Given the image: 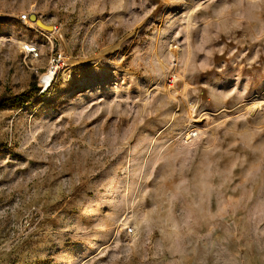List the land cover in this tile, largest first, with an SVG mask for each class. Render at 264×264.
Masks as SVG:
<instances>
[{
  "label": "rangeland",
  "instance_id": "374dc122",
  "mask_svg": "<svg viewBox=\"0 0 264 264\" xmlns=\"http://www.w3.org/2000/svg\"><path fill=\"white\" fill-rule=\"evenodd\" d=\"M0 99V264H264V0H0Z\"/></svg>",
  "mask_w": 264,
  "mask_h": 264
},
{
  "label": "bare ground",
  "instance_id": "6f19581e",
  "mask_svg": "<svg viewBox=\"0 0 264 264\" xmlns=\"http://www.w3.org/2000/svg\"><path fill=\"white\" fill-rule=\"evenodd\" d=\"M49 29H52V27ZM56 69L57 66L55 64H50L46 71L40 76V84L44 89L50 85V82L55 75Z\"/></svg>",
  "mask_w": 264,
  "mask_h": 264
},
{
  "label": "trees",
  "instance_id": "16d2710c",
  "mask_svg": "<svg viewBox=\"0 0 264 264\" xmlns=\"http://www.w3.org/2000/svg\"><path fill=\"white\" fill-rule=\"evenodd\" d=\"M35 91H36V88H34L32 91H27V92L17 95L16 101H18V103H23L27 101L31 97L32 93ZM4 101H5L4 99H0V108L4 106Z\"/></svg>",
  "mask_w": 264,
  "mask_h": 264
},
{
  "label": "built area",
  "instance_id": "2783aa9c",
  "mask_svg": "<svg viewBox=\"0 0 264 264\" xmlns=\"http://www.w3.org/2000/svg\"><path fill=\"white\" fill-rule=\"evenodd\" d=\"M20 18H21V21H27L29 19V16L26 14H22L20 16ZM24 51L27 53H34L36 51V49L34 46H30L29 44H25L24 45Z\"/></svg>",
  "mask_w": 264,
  "mask_h": 264
},
{
  "label": "water",
  "instance_id": "95a60500",
  "mask_svg": "<svg viewBox=\"0 0 264 264\" xmlns=\"http://www.w3.org/2000/svg\"><path fill=\"white\" fill-rule=\"evenodd\" d=\"M29 18H30L31 21H34L40 27H44L45 29H49L51 27V26H47V25L43 24L41 21H39L36 18V15L35 14H31Z\"/></svg>",
  "mask_w": 264,
  "mask_h": 264
}]
</instances>
